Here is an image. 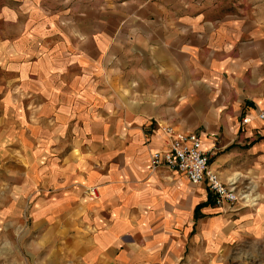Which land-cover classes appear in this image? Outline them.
Instances as JSON below:
<instances>
[{"label": "crops", "instance_id": "obj_1", "mask_svg": "<svg viewBox=\"0 0 264 264\" xmlns=\"http://www.w3.org/2000/svg\"><path fill=\"white\" fill-rule=\"evenodd\" d=\"M19 3L0 6L11 264H191L264 234V204L224 214L207 182L149 164L170 126L203 139L224 181L264 180V3Z\"/></svg>", "mask_w": 264, "mask_h": 264}, {"label": "built area", "instance_id": "obj_2", "mask_svg": "<svg viewBox=\"0 0 264 264\" xmlns=\"http://www.w3.org/2000/svg\"><path fill=\"white\" fill-rule=\"evenodd\" d=\"M256 118L264 124V109L257 111ZM250 120L244 117L242 122L246 124ZM162 130L169 141L166 148L150 152L149 164L152 169L165 167L182 172L193 184L207 182L214 203L220 208L233 207L248 200L246 191L236 180L224 181L220 173L210 167V150L204 149L203 139L197 133L176 131L170 126H164ZM94 190V187L90 188L91 193Z\"/></svg>", "mask_w": 264, "mask_h": 264}, {"label": "rangeland", "instance_id": "obj_3", "mask_svg": "<svg viewBox=\"0 0 264 264\" xmlns=\"http://www.w3.org/2000/svg\"><path fill=\"white\" fill-rule=\"evenodd\" d=\"M253 1L255 4L264 3V0ZM4 4L10 5V7L16 12H19L20 10L19 0H0V6ZM16 159L18 158H14V181H16L18 177L19 171L17 166H15L16 164H18ZM242 178L243 179L236 180V182L242 188V190L246 191V197L248 198V200L245 199L244 203L236 204L233 207L224 206V214H228L229 212H232V210L236 211L240 208L242 209L238 212H242L246 209V207L252 208L264 204V180H260L258 176L252 177V175H244ZM3 197L4 189L3 186H0V199ZM205 220H207V218L204 220H198L195 226H193V223H191L190 227L192 228L193 226L194 228L193 237L198 233H201L199 231L201 228L200 226L201 223ZM19 223L20 222H18V225L16 226V228L18 227L19 232H16L13 235L14 242H16V239H18L17 234H20L21 227ZM8 231L9 230H7V232L2 231L0 233V264H11L9 260L10 258H8V255L6 253V251L8 250L7 248H10V244L5 239V234L7 235L8 233H10ZM192 238L190 239L191 241ZM8 240L10 239L8 238ZM191 245H193L192 242ZM193 247L195 248L197 246ZM196 264H264V234H249L236 239H232L228 241L227 244L223 245L220 250H217L213 256L205 255L201 257L200 262L198 261V263Z\"/></svg>", "mask_w": 264, "mask_h": 264}, {"label": "trees", "instance_id": "obj_4", "mask_svg": "<svg viewBox=\"0 0 264 264\" xmlns=\"http://www.w3.org/2000/svg\"><path fill=\"white\" fill-rule=\"evenodd\" d=\"M209 200L211 201V197H209ZM211 202L214 203V200H212ZM207 204H208V203L201 204L199 207H202V206L207 205Z\"/></svg>", "mask_w": 264, "mask_h": 264}, {"label": "bare ground", "instance_id": "obj_5", "mask_svg": "<svg viewBox=\"0 0 264 264\" xmlns=\"http://www.w3.org/2000/svg\"><path fill=\"white\" fill-rule=\"evenodd\" d=\"M168 138V137H167Z\"/></svg>", "mask_w": 264, "mask_h": 264}]
</instances>
